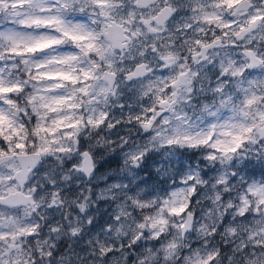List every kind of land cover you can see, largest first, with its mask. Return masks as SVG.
Returning <instances> with one entry per match:
<instances>
[{
    "label": "clouds",
    "instance_id": "9594fccd",
    "mask_svg": "<svg viewBox=\"0 0 264 264\" xmlns=\"http://www.w3.org/2000/svg\"><path fill=\"white\" fill-rule=\"evenodd\" d=\"M12 5L0 264H264V0Z\"/></svg>",
    "mask_w": 264,
    "mask_h": 264
},
{
    "label": "snow or ice",
    "instance_id": "6c2138e0",
    "mask_svg": "<svg viewBox=\"0 0 264 264\" xmlns=\"http://www.w3.org/2000/svg\"><path fill=\"white\" fill-rule=\"evenodd\" d=\"M13 7L23 10L24 8V0H13ZM7 42V49L4 48V42ZM20 42V35L15 30H10L8 32H0V54H6L8 56L16 55V56H23L26 52H33L35 49L27 48L25 51H20L18 48ZM9 64V61H4L0 59V92L4 93H12V92H19L22 91L18 83H14L9 87L3 86V80L6 74H8V68L6 65ZM13 77L15 76V71L11 74ZM31 75V73H29ZM48 79H53L54 77H46ZM63 80H69L73 84L76 83V79L71 75H62L60 77ZM68 99L66 98H59L55 101L57 105H62L67 103Z\"/></svg>",
    "mask_w": 264,
    "mask_h": 264
}]
</instances>
